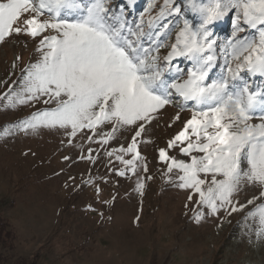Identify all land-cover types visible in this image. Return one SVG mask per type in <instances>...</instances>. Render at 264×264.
I'll return each mask as SVG.
<instances>
[{
	"label": "snow or ice",
	"instance_id": "snow-or-ice-1",
	"mask_svg": "<svg viewBox=\"0 0 264 264\" xmlns=\"http://www.w3.org/2000/svg\"><path fill=\"white\" fill-rule=\"evenodd\" d=\"M110 3L0 0V43L24 35L38 40L39 54L23 70L20 92L10 90L0 99H6L8 107L40 101L55 105L34 113L18 126L20 130L63 129L74 138L87 129L101 136L97 141L101 144L109 143L121 129L132 130L127 148L108 155L121 153L116 159L136 174L144 159L138 150L139 138L162 109L177 103L179 112L191 110L192 114L167 148H178L188 159L178 160L159 150L169 182L177 172V186L197 195L198 205L210 215L221 209H230L229 215L243 210L246 205L233 203V197L246 186L259 188V196L248 204L264 198V87L252 83L253 77H264V0H163L155 16L147 22L141 17L134 25L127 23L123 9L117 17ZM154 6L155 0L149 10ZM188 15L196 17V22H190ZM232 15L235 27L227 41L231 63L226 60V74L213 81L210 73L217 60L213 29ZM167 17L176 18L172 29L171 21L162 22ZM181 18L183 26L175 42L161 57L165 46L161 37L167 39ZM245 26L257 35L238 37ZM144 39L149 41L147 46ZM179 57L187 59L190 67L175 66L173 74V61ZM179 112L173 122L180 120ZM105 127L110 131L104 132ZM118 175L124 176L125 171ZM143 188V182H138L137 190L142 193ZM249 215L258 216L264 230V205ZM202 218L203 212L195 216L197 222Z\"/></svg>",
	"mask_w": 264,
	"mask_h": 264
},
{
	"label": "rangeland",
	"instance_id": "rangeland-1",
	"mask_svg": "<svg viewBox=\"0 0 264 264\" xmlns=\"http://www.w3.org/2000/svg\"><path fill=\"white\" fill-rule=\"evenodd\" d=\"M151 4L153 0H111L109 7L117 17L123 9L127 23L134 25L141 17L147 22L155 16L163 0H155L149 10ZM188 19L197 20L192 15ZM175 22L176 18L169 29ZM182 26L183 18L167 39L161 37L165 44L161 57ZM234 27L232 15L213 29L217 41L216 66L210 73L213 81L226 74V60L231 63L227 41ZM245 28L238 37L257 35ZM37 43L24 35L0 43V97L10 90L20 92L23 70L39 58ZM144 44L149 41L144 39ZM175 66L187 69L190 62L183 57L175 59L173 74ZM252 83L264 87V77H253ZM54 106L40 101L8 107L7 100L0 99V216L16 234L12 248L0 251L10 259L4 264H264V230L259 217L249 215L264 205V198L247 203L259 196V188L246 186L233 197V203L246 205L243 210L229 215L230 209H221L210 215L198 205L197 195L177 186V172L169 182L159 150L187 161L178 148L168 149L167 145L191 118V110L179 112L177 103L161 110L139 138L150 143L138 140L144 159L133 174L116 159L121 153L108 155L127 148L132 130L121 129L109 143L101 144L97 142L101 136H93L87 129L70 138L63 129L25 132L18 127L34 113ZM178 112L180 120L173 122ZM123 159L131 156L123 155ZM122 170L125 175H118ZM138 182L144 184L142 193L137 190ZM200 212L203 218L197 222L195 216Z\"/></svg>",
	"mask_w": 264,
	"mask_h": 264
},
{
	"label": "trees",
	"instance_id": "trees-1",
	"mask_svg": "<svg viewBox=\"0 0 264 264\" xmlns=\"http://www.w3.org/2000/svg\"><path fill=\"white\" fill-rule=\"evenodd\" d=\"M174 17L172 18H166V21L169 22H173L174 21ZM16 239V234L15 232H13L8 223L6 222L5 219H3L0 216V251L2 249H7L9 250L10 248H12L13 243L15 242ZM10 259L8 258V256H3L0 253V264H4V262L8 263Z\"/></svg>",
	"mask_w": 264,
	"mask_h": 264
}]
</instances>
